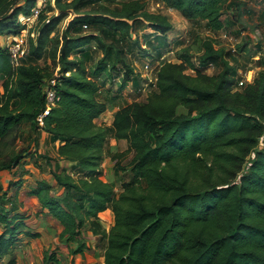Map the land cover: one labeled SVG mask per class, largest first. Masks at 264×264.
<instances>
[{"label": "trees", "instance_id": "16d2710c", "mask_svg": "<svg viewBox=\"0 0 264 264\" xmlns=\"http://www.w3.org/2000/svg\"><path fill=\"white\" fill-rule=\"evenodd\" d=\"M154 1L212 33L225 27V7L242 12L231 0ZM37 3L0 0V38L22 33L20 17H30ZM47 12L42 9L29 29L34 36L27 35L18 65L0 45V172L29 156L15 151L23 126L59 143L58 159L73 164L71 173L50 170L26 194L61 226L58 240L76 246L69 253L86 248V228L97 247L103 244V264H264V67L238 89L241 76L228 51L211 37H196L176 50V62L158 67L144 101L114 112L109 131L95 123L107 111L100 90L118 79L120 93L134 80L131 57L160 61L174 29L169 17L143 0H54L53 14ZM84 27L96 32L81 33ZM145 30L152 33L140 43ZM92 43L101 57L87 66ZM211 65L220 71L206 74ZM51 80L55 103L40 127L36 118ZM109 133L126 143L125 151L110 154L115 166L131 157L129 180L118 193L102 178ZM22 182L0 187V259L20 236L39 237L26 226L29 216L15 212L16 204L22 208ZM107 210L113 224L105 232L101 214ZM6 264L17 262L9 257ZM43 264L61 262L49 248Z\"/></svg>", "mask_w": 264, "mask_h": 264}, {"label": "rangeland", "instance_id": "374dc122", "mask_svg": "<svg viewBox=\"0 0 264 264\" xmlns=\"http://www.w3.org/2000/svg\"><path fill=\"white\" fill-rule=\"evenodd\" d=\"M22 1L23 0H19V2ZM143 1L146 2L149 9H152L151 11L161 12L167 15L174 27L173 32L168 34L166 43L164 41L165 45L162 48V50L166 52L164 53V55L166 56L164 58V61L156 60L152 61L151 63H149V61L151 60L150 58H135L134 60H132L133 57H131L129 60L131 64H133L134 70L137 75L141 77V82L145 80V82H148L149 85L143 87L142 90H144L140 94H133L125 89L117 98H114V96H116L115 92L113 93V97L109 93V89L111 85H113V83L108 84L109 89H107V87L105 86L101 93L98 94V99L107 102L109 112L113 111L115 107H120L121 105L133 102L134 100H137L139 102L144 101L152 87L155 69L159 66V64L167 61L176 62V53L180 46H189L193 43L196 37L205 38L208 34L206 33V30L200 22L193 23L191 25L187 23L178 13L172 11L166 12L164 9H161V6L157 5L154 0ZM38 3L40 4L41 10L44 9L45 11H48V16L53 14V12H49V10L53 9L54 0H38ZM239 7L242 11L240 12L239 16L237 12H235L234 16L230 12H228L229 7L224 8L223 19L225 28L227 30L223 31L219 35H215L216 38L214 39V42H217L215 43L216 47L223 46V48L227 49L229 61L235 62V67L239 70L238 74L241 76V78L239 77V79L246 80L247 82L249 81V79L253 80L257 76L258 70H261V68L264 67V0H239ZM32 26L33 22L31 20H25L24 31L28 30L29 32V29ZM65 26L66 21L61 24V29H63ZM81 31V33L96 32L88 28H83ZM23 33L25 34V32ZM147 34L148 30L139 33L138 38L140 43H143V39L145 38L144 36H146ZM225 34L227 38L230 37L231 39H224L223 36H225ZM6 41L7 39H4V41L2 42V46L6 45ZM136 48L139 50L138 53L144 50L143 48L140 49V47ZM88 50L90 53V60L87 66H91L99 60V58L101 57V53L96 50L94 43H92L90 47H88ZM193 53L197 57L196 52ZM39 64L41 66L50 67L49 63L46 61H41ZM216 72V68H211L207 71V74L212 75ZM188 73L191 74V72ZM244 74L246 75V77H243ZM237 88L240 89L239 87ZM29 132L30 131L28 126L22 127L19 132V138L20 140H22V145L21 143H18L17 145L15 144V151L28 150L32 152L33 148L31 147V143L26 145V142L29 139ZM117 148L118 149L115 153L123 152L126 150H124V146ZM130 158V155H125L121 160L118 161V164L116 166V163L114 162V185L117 193L120 190V184L124 181L129 180L130 176L128 175L127 169ZM24 192L25 191H22V194ZM8 194L11 195V190L8 191ZM16 205L15 207H17ZM21 209L23 210V213H29L30 215V218L25 221L27 228L31 230V232H38L40 237L39 239H29L22 236V238L18 240V242H20L17 243V245L12 249L9 257L16 259L18 264H43L44 252L49 247L55 253L57 258H59V261L62 264H69L68 258L60 254V251L62 249H66V247L67 249H69L70 245H67L64 241H59L57 239L58 232L55 228V224H59L55 220H53L47 213L44 215L43 213H39V210H34L29 203L26 206L22 205ZM105 216V222L101 224L102 228L105 230V232H107L113 224V216L112 214H110V212L106 213ZM1 228L2 227H0V232L2 231ZM9 257L0 259V264H6Z\"/></svg>", "mask_w": 264, "mask_h": 264}, {"label": "crops", "instance_id": "0c3cea01", "mask_svg": "<svg viewBox=\"0 0 264 264\" xmlns=\"http://www.w3.org/2000/svg\"><path fill=\"white\" fill-rule=\"evenodd\" d=\"M231 1L239 2V0H231ZM157 5L161 6V9H164L166 12L167 11L176 12L175 10L164 8L159 3H157ZM150 10H152V9L150 8ZM235 12L236 11H235V7H234L230 11V13L233 14ZM176 13H178V12H176ZM189 24L192 25V23H189ZM225 30H227L225 27L221 31L216 32V33H212V32H209L206 30V33L209 34V35L207 34L206 37H211L214 40L216 38L215 35H219L220 33H222ZM172 32H170V33H172ZM148 33L150 34L152 32L148 31ZM170 33H168V34H170ZM168 34H167V37H168ZM223 38L227 39V40L231 39L230 37L227 38L226 34H225V36H223ZM4 39L6 40L7 38H3V37L0 38V45L1 46H2V42L4 41ZM215 43H217V42H215ZM182 47H185V46H180V48H182ZM219 47L223 48V46H219ZM223 49L227 52L226 48H223ZM165 56L166 55H163L162 58H160L159 60L164 61ZM134 59L135 58L133 57L132 60H134ZM227 59L229 61V58H227ZM152 61L153 60H150L149 63H151ZM167 62H169V61H167ZM161 64H159V66ZM230 64L233 67H235V62L232 61V62H230ZM132 66H133V64H132ZM158 67L155 69L152 87H153V84L155 81L156 72L158 70ZM211 68H216L217 69L216 73H218L220 71V68L218 66L211 65L209 67V69H211ZM133 69H134V66H133ZM207 71H206V74H207ZM237 71H239V70L237 69ZM134 72H135V70H134ZM140 79H141V77H139L137 75V73L135 72L134 80L132 82L128 83L127 86L125 87V89H127V91H129L130 93H133V94L134 93L135 94L142 93L144 90V89L142 90V88L149 85V83L145 82V80H143L141 82ZM118 83H119L118 79H115L113 82V85H111L110 89L108 88L109 87L108 84L105 85L107 87V89H109V93L112 95V97L114 96L113 93L115 92L116 96H114V98H117L118 96H120L122 94V92L125 90L124 89L120 93L117 92ZM152 87H151V89H152ZM151 89H150V91H151ZM102 90H103V88L100 90L99 93H101ZM100 101H102V100H100ZM102 102H104L107 106V111H106L107 113L106 112L103 113L99 118H97L95 120V123L98 126L108 128L110 131L111 125H112V117H113L114 112L117 111L120 107H123V106L130 104V103H133V102H139V101L134 100L133 102L126 103L124 105H121L120 107H115V109L111 112H109L107 102L106 101H102ZM34 139H35V142L33 141ZM108 142H109V144H108ZM108 142L106 143V148H105V158L101 164V170H102V174H103L102 178L107 183H114V177H115L114 176L115 175V173H114V171H115L114 161L111 160L110 154H114L116 152V150L118 149L117 147H123L124 146V150H125L126 149V143H125V141L114 140L112 137V133H109ZM18 143H21V145H22V140H20V138H19V133H18V139H17L16 145ZM30 143H31V147L33 149H32V152L28 151V150L26 151L29 153V156L27 158L23 159L21 161V163L16 168L12 169L11 171L0 172V186L3 190H5L7 188L8 182L22 180L23 182H22L21 188L17 192V203L21 202L23 206H26L29 203L34 210H39V213H43L45 215L47 212L45 210L42 211L40 209L39 204L36 201V199L33 197L27 196L26 193L34 187L36 181L47 179L49 174H50L49 173L50 170H61L64 168L67 170V172L71 173L69 168H71L73 166V164L58 159L57 148L59 146V143L58 142H51L49 136L46 133L42 132L41 130L35 131L34 134L32 132H29V139L27 140L26 145H28ZM34 152H36V153H34ZM31 154H33V155H31ZM38 155L50 158L51 161L48 162L46 160H41L40 158L37 157ZM73 173H75V171H73ZM22 189H25V190H22ZM22 191H25V192L22 194ZM16 206H17V209L15 210V212L22 213L23 210L21 209V207H19L18 205H16ZM109 212L110 211L107 210L101 214V217H102L101 223L105 222L104 221V219L106 218L105 215H106V213H109ZM110 214H112V213L110 212ZM27 215L30 218L29 213ZM55 228L57 229L58 236H59V234L61 232V226L55 224ZM83 236H84V238L82 239L81 242L86 245V248H84L80 254H76V255L70 254L69 255V249H75L76 248V246H71L74 244H70L69 249H67V247H66V249H62L60 251V254L62 256H65L66 258H68L69 264H71V263H73V264H103V257H102L103 250H104L102 248L103 244L100 247H97L96 237H94L88 230H84ZM39 237L37 239H39ZM21 238H22V236H20L19 239H21ZM57 239H58V237H57ZM19 242H17V243H19ZM16 245L17 244H15V246ZM16 262H17V260H16Z\"/></svg>", "mask_w": 264, "mask_h": 264}, {"label": "built area", "instance_id": "2783aa9c", "mask_svg": "<svg viewBox=\"0 0 264 264\" xmlns=\"http://www.w3.org/2000/svg\"><path fill=\"white\" fill-rule=\"evenodd\" d=\"M41 11L40 4L37 3L36 6L32 9L30 17L24 19L20 17V20L22 23L25 24V20H31L33 24L37 21L39 13ZM86 29V27H84ZM25 32V34L23 33ZM22 33L10 37L7 40V51L8 54L10 55L11 61L14 65H18L20 60L25 56L26 51H27V35L30 37H33L34 35L28 34V30L24 31ZM234 52V50H233ZM243 77H246L244 74ZM252 80L249 79V81L246 82V80H239L238 81V87H243L246 84L251 83ZM54 80H51L45 85V100H46V106L45 109L39 114L36 118L37 124L42 127L43 126V119L49 114L50 108L54 106L55 103V94L54 91L52 90V86L54 85Z\"/></svg>", "mask_w": 264, "mask_h": 264}]
</instances>
